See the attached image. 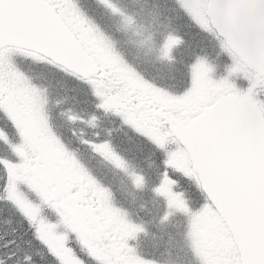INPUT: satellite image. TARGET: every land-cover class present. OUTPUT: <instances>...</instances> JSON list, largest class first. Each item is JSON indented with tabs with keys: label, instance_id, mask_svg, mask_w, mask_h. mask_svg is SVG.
Returning a JSON list of instances; mask_svg holds the SVG:
<instances>
[{
	"label": "snow or ice",
	"instance_id": "snow-or-ice-1",
	"mask_svg": "<svg viewBox=\"0 0 264 264\" xmlns=\"http://www.w3.org/2000/svg\"><path fill=\"white\" fill-rule=\"evenodd\" d=\"M162 3L128 9V25L175 14L228 58L224 74L178 31L162 50L170 75L133 72L90 21L95 0H0V215L21 225L0 236V264H35L34 242L49 264H159L142 241L167 225L184 230L191 264H264V0ZM21 45L81 86L79 110L17 74ZM113 125L155 158L154 174L123 156ZM80 151L125 172L152 206L117 198Z\"/></svg>",
	"mask_w": 264,
	"mask_h": 264
},
{
	"label": "rangeland",
	"instance_id": "rangeland-1",
	"mask_svg": "<svg viewBox=\"0 0 264 264\" xmlns=\"http://www.w3.org/2000/svg\"><path fill=\"white\" fill-rule=\"evenodd\" d=\"M122 4L125 5L123 7L126 10L128 9H135L139 11L142 9L146 3L149 2V0H119ZM152 7L154 9L160 10L163 8V4L161 1L155 4H152ZM114 11H119L117 8V4L113 2ZM109 9V8H106ZM113 11V10H111ZM126 17L122 19L116 18L113 25L110 24V27H112V37L110 38V31H109V22L104 24L102 34L106 38V40L111 45L110 41H115L119 45L122 43L125 44L127 51V54L131 58L130 62L131 64H134L141 72L147 74L149 77L150 75L156 76L158 78L165 77L170 75L174 68L170 66L169 64L163 62V65H160L158 63H154L155 67L159 69L157 72L156 68L153 66H149L148 63H151L155 60L157 53L156 50V44L160 40L161 33L157 29H146L143 27V25L139 23H133V25L130 27L127 23L128 17L125 13ZM114 26V27H113ZM160 27V24H159ZM208 50H210L211 54H214V50L212 46L208 47ZM17 74L20 75V73ZM23 77V76H22ZM55 77L58 78L59 74L55 73ZM69 84V90L71 88V83ZM71 91V90H70ZM51 96V92H48ZM72 96L77 95L78 91L73 90L70 92ZM89 153V151H86ZM104 160V159H102ZM106 161V160H105ZM109 163L108 161H106ZM110 164V163H109ZM154 228V227H153ZM152 228V229H153ZM167 234L175 235L174 230H169L166 232ZM164 238L161 237V242L163 243ZM144 244V242H143ZM147 245L150 246V250L148 252L154 253L153 251L158 252V257H162V254L164 257H168L169 259H172L173 261L177 260L179 257V254L182 252L181 245L178 242H175L174 239L172 240L170 246L163 247V249L160 248V246L157 244L156 240L153 239V235H149L147 238ZM163 246V245H162ZM180 258V257H179Z\"/></svg>",
	"mask_w": 264,
	"mask_h": 264
},
{
	"label": "trees",
	"instance_id": "trees-1",
	"mask_svg": "<svg viewBox=\"0 0 264 264\" xmlns=\"http://www.w3.org/2000/svg\"><path fill=\"white\" fill-rule=\"evenodd\" d=\"M6 226H9L7 229ZM24 227H27V224L25 223ZM21 228L19 218L14 216L12 214V217L10 219H4L2 222H0V231L4 232L1 236H7L10 235L15 229ZM23 229H21L22 231ZM38 249H40V246H38ZM34 253L35 255V264H49V261L46 256L43 255L42 252L37 251V248Z\"/></svg>",
	"mask_w": 264,
	"mask_h": 264
},
{
	"label": "bare ground",
	"instance_id": "bare-ground-1",
	"mask_svg": "<svg viewBox=\"0 0 264 264\" xmlns=\"http://www.w3.org/2000/svg\"><path fill=\"white\" fill-rule=\"evenodd\" d=\"M12 217L11 212H5L3 215H0V222L4 219H10ZM9 226H6L5 228L7 229Z\"/></svg>",
	"mask_w": 264,
	"mask_h": 264
},
{
	"label": "water",
	"instance_id": "water-1",
	"mask_svg": "<svg viewBox=\"0 0 264 264\" xmlns=\"http://www.w3.org/2000/svg\"><path fill=\"white\" fill-rule=\"evenodd\" d=\"M42 54H44V55H46L45 53H43L41 50H39ZM46 56H48V55H46ZM53 59V58H52ZM54 60V59H53ZM55 62H57L56 60H54Z\"/></svg>",
	"mask_w": 264,
	"mask_h": 264
}]
</instances>
